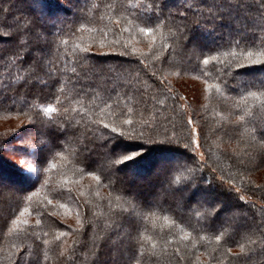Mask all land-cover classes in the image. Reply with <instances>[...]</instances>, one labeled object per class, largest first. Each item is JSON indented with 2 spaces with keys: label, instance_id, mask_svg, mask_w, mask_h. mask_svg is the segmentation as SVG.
Wrapping results in <instances>:
<instances>
[{
  "label": "trees",
  "instance_id": "16d2710c",
  "mask_svg": "<svg viewBox=\"0 0 264 264\" xmlns=\"http://www.w3.org/2000/svg\"><path fill=\"white\" fill-rule=\"evenodd\" d=\"M171 1L180 4L168 5L169 11L177 17L174 23L180 24L183 21L178 17V13L184 10L186 0H167ZM192 1L187 0V4L205 14L208 11L205 4L214 3V0H205V3L200 4L191 3ZM219 2L220 0H215L216 4ZM151 3L152 0H0V7L5 9V12L0 14V21L7 18V23L22 28L31 25L35 33L47 37V45L41 42V46H44L46 51L50 49L52 69L60 76L59 87L64 89L61 93L59 87L53 90L45 86L47 77L38 82L34 81V87H21L26 73L18 60L6 55L12 45L7 41L0 42V50H3L0 51V55L4 56V59L0 60V119L15 116L21 120L25 119L26 123L14 129L0 130V173L18 185L12 192L3 189V195H0V264H13L21 249L26 245L33 246V241L26 239L28 234L36 238L35 243L40 246L43 264L65 262L89 264L93 259L92 240L101 244L100 262L109 260L111 264H123L127 259V253L121 250L119 237L113 236L117 244L111 247L104 245L101 237L111 225L113 213H119L135 203L128 195L129 190L132 196L145 202L140 194L146 191V182L152 180L160 187L158 172L164 166L167 170L165 179L173 182L172 184L169 182L170 193H176L179 197L180 193H183L186 201L191 202V208L178 205L165 191L159 195L160 202L146 201L156 203L158 207L150 211L145 208L142 219L137 218L139 233L133 235L137 236L140 244L135 250V255L142 264L152 253L156 254L152 258L156 264H237L232 260V256L239 252L241 247L251 257L247 264H264V237H261L259 232L250 234L241 229L238 235L225 243L231 228L227 231H212L209 227L212 224L211 220L203 216L204 209L199 206L200 202L204 201L216 207L223 205V211L216 220L217 226L225 218H232L233 224L240 225H244L246 219L251 223L253 217L257 223L264 220V196L259 191L251 190L255 185L264 184V179L258 182L255 177L263 168L257 169L249 176L237 167L242 171V174L238 175V170L232 169L231 166L236 167L238 158L247 160L246 154L252 150L251 145L255 143L252 139L253 129L259 122L264 121V107L261 104L264 96L259 100L249 96L247 101H244L241 94L231 88L225 89L221 86L219 91L216 87L208 88V85L221 84L217 69L221 70L220 75H223V70L229 66H233L234 70V65L240 59V49L234 47L228 49L224 46L227 37L223 32L231 30V24L220 26L215 31L212 30L211 24H202L194 28L199 16L189 11L187 13L189 29H194L195 36L199 35L202 40L206 38L212 41L205 46L199 43L204 49V55L197 52L192 65L188 66L180 56H177L180 33L175 32L172 24L165 26L162 23L159 27L149 25L155 27L153 36H145L139 32L140 27L145 26L147 16L152 15L147 9V5ZM108 4H112L115 11L106 7ZM244 4L247 7L230 8L227 11L249 36L254 33L257 37L256 46L248 50L264 51V47L260 46V40H264L262 30L264 6L261 0H244ZM9 8L10 12L7 11ZM167 14L166 12L165 15ZM116 20L120 21L118 25L115 23ZM4 31L5 29L0 28V33ZM105 32L106 36L103 35ZM153 37L155 43L150 51L149 45ZM101 40L106 47H99ZM64 41H67V44ZM88 46H91L89 62L97 65V68L94 72L88 73L87 81L82 80L81 83L93 86L89 89L93 93L92 98L84 95L75 96L73 92V84L77 78L72 69L76 68L78 73L82 72L78 60L84 55L81 49ZM217 47L219 51H211ZM133 48L137 49L134 55L131 54ZM126 50L128 55H120ZM230 52H236L237 55H230ZM169 54L180 65L179 67H169L163 62V58ZM209 55L218 59L210 61V64L205 66L202 60ZM184 68L189 70H183ZM126 69L134 70L133 74L129 76L124 71ZM154 72L156 75L153 77ZM169 72L187 75L200 81L206 93L204 105L195 109L180 90L167 79L166 74ZM246 79H248L246 76L238 77L240 81ZM164 83L170 85V91L163 87ZM48 84H51V81H48ZM156 85L160 87L157 88ZM137 89L143 93L142 99L147 106L143 117L140 112L144 105L138 102L141 97L136 92ZM125 92L128 94L125 95ZM48 106L55 107L58 111L45 115L43 109ZM174 106L176 114L172 112ZM65 108L68 110L66 113L63 112ZM37 113L40 114V119L45 121L61 123L70 119L73 124L79 122L82 129L88 126L102 131L106 130L102 129V124L99 123L101 120L105 123L119 124L122 119L130 118L134 121L137 132L142 130L143 120L147 122L148 127L156 126L153 133L156 140L164 139L162 136L165 133L172 135L175 131L182 144L187 142L185 138L191 129V125L184 126L186 124L184 118L191 115L197 122V129H202L199 142L204 155L203 159H199L195 154V160L204 161L206 166H201L200 170L193 168L192 171H187L181 168L174 171L178 163L173 164L170 161L178 156L183 159L181 163L192 168L194 161L190 158L193 156L191 151L186 152L182 147L175 145L151 142L148 144L117 142L112 146L115 151L130 152L141 149L143 151L134 161L121 166L122 170H128L126 177L129 176L132 181H140V184H135L139 193L133 189L132 181L119 173H116L111 181L105 179L100 167L95 169L96 174L101 175L99 183L94 181L95 184L91 188L85 186L77 188L80 180L91 175L83 163H77L75 156L77 145L68 143L64 145L62 157L57 156L55 160L49 161V165L46 166L49 167V171L39 182L24 180L22 179L25 175L24 169L12 162L13 157L21 155L27 160V167L36 166L34 157L26 154L25 148L30 152L32 146L38 145L42 139L34 135L35 127L39 125L33 126L30 123V119ZM240 116H244V120L240 121ZM165 117L172 118L175 129L172 123L165 121ZM259 139L257 136L256 140ZM121 147L126 149L119 150ZM95 151L97 155H94L93 159L98 160L99 165L103 164L105 149L97 148ZM53 163L55 167L51 168L50 165ZM44 179H47V184H44ZM188 180L194 181L191 189L176 191ZM221 180L224 181L222 187ZM209 182H212L211 186ZM229 185L233 186L231 192L227 191ZM100 188L104 193L99 191ZM235 188H240V193H236ZM69 189L77 203L67 198ZM57 193H63L64 198ZM26 195L32 196L31 201L22 198ZM238 195L244 197L243 201H237ZM47 199H51L52 204L57 207L48 205ZM61 203L68 205L67 212L58 207ZM25 207L29 208V213L20 219L27 220V224L20 223L13 228L11 220L19 217V212ZM77 211L81 213L83 228L81 224L75 226L61 220L63 213H71L77 218ZM52 212L56 215H50ZM242 213L246 214V217ZM89 219L94 220L95 229L88 223ZM9 229L13 230L9 232ZM128 231L130 229L125 224L124 232ZM61 232L68 235L60 236ZM185 236L188 238L185 239ZM57 237L60 239L57 240ZM44 240L48 243L44 244ZM85 241L88 242L87 247H84ZM177 248L182 255H187L186 260L178 261L177 257L171 255ZM73 249L76 250L75 256L72 255ZM228 249H231V252ZM61 250H65V256L57 259ZM121 254H124V257Z\"/></svg>",
  "mask_w": 264,
  "mask_h": 264
},
{
  "label": "snow or ice",
  "instance_id": "6c2138e0",
  "mask_svg": "<svg viewBox=\"0 0 264 264\" xmlns=\"http://www.w3.org/2000/svg\"><path fill=\"white\" fill-rule=\"evenodd\" d=\"M201 3H205V0H200ZM262 6H264V0H261ZM99 7V6H97ZM106 7L115 8L112 4L106 5ZM143 7V6H142ZM205 7L208 9L207 14L204 12H200L198 9H193L191 4H187L183 11L178 13V17L183 21L180 24H175L174 21L177 17L173 16L172 13L168 9L167 0H152V3L147 5V9L152 15L147 16L145 20V26L140 27L139 32L145 36H153L155 27H159L162 23L167 26L168 24H172V27L175 28V32L180 33V40L178 43L179 51L177 52V56H180L182 60L185 61L186 65L191 66L193 58L195 54L199 52L202 56L204 55V49L202 46L198 44L195 40V32L194 29H189L188 27V17L187 13L192 11L194 15H198L199 18L194 23V28L200 27L202 24L212 25V30L215 31L218 27L231 24L232 28L228 32V37L225 41V45L228 49H232L233 47L236 49H240L239 56L240 59L233 66H229L228 68L223 70V75H220L221 70L217 69V75L220 76L221 84L220 85H208V88L216 87L217 90H220L222 86L225 89L231 88L233 91H237L241 94V98L244 101H247L248 97H252L254 99L259 100L262 96H264V51L253 52L248 50L250 47L256 46L257 37L253 33L252 36H249L243 29L242 26L231 17L230 13L227 9L230 8H240L243 9L247 7L244 4V0H220L219 4L214 3L212 5L205 4ZM224 9V10H222ZM259 11V9H257ZM8 12L11 11L9 8ZM5 9L0 7V14H3ZM168 13L165 15V13ZM264 16V13H262ZM102 19V17H100ZM115 23L118 25L120 23L119 20H116ZM154 25V26H149ZM0 28L5 29L3 33H0V42L7 41L12 45V47L7 51L6 55L11 58H15L20 62L21 68L25 71L26 75L24 77V83L21 87L30 86L34 87V81L38 82L43 77H47L45 81V86L50 87L55 90L60 85V76L53 71L52 64L53 61L50 58V49L48 51L45 50L44 46H41V42L46 46L47 45V37L43 34L35 33L34 28L29 25L25 27H20L19 25H11L7 23V18L4 21H0ZM82 30V29H81ZM128 29H123V31H127ZM262 30H264V26H262ZM171 31V28H170ZM74 34V31H73ZM104 36L107 33H103ZM67 44V41H64ZM115 43V41H113ZM155 43V38L151 44L149 45L150 51L152 45ZM260 46L264 47V40H260ZM90 47H83L81 51L84 53L81 57H79L78 63L82 70L81 73H78L76 68L72 69V72L76 75V83L73 84V92L75 96H88L92 98L93 93L89 91L93 86L88 83H81V81H87L88 73L94 72L97 68V65L90 64V56L89 51ZM100 48L106 47L103 40H101ZM3 51V50H0ZM99 51V49L97 50ZM211 51H219V47L212 49ZM137 52V49L133 48L131 54L134 55ZM127 50L125 52H121L120 55H128ZM230 55L236 56V52H230ZM143 55V53H141ZM159 59V57H157ZM4 59V56L0 55V60ZM218 59L213 56H205L202 60V64L208 66L210 61ZM163 62L168 64L169 67H179L176 61L169 56L163 58ZM199 67V65H196ZM215 67V65H213ZM183 70H189L188 68H184ZM194 70V69H192ZM246 70V71H241ZM129 76L133 74L132 69L124 70ZM259 73V75L257 74ZM179 74V73H178ZM138 75V73H137ZM153 77L156 75L154 72ZM246 76L248 79L244 81L238 80V77ZM48 81H51V84H48ZM79 85V87H77ZM157 88L160 85H156ZM163 87L167 90H171L169 84L164 83ZM255 89V91H253ZM114 90V89H113ZM64 89L59 87V92L63 93ZM139 93L141 99L138 101L140 104L144 105L143 110L140 112L141 117H143L144 112L147 111L146 102L143 101L142 96L143 93L140 92L139 89L136 90ZM247 93V95H243V93ZM128 93L125 92V95ZM58 99V98H57ZM111 99V97H109ZM59 102V101H58ZM105 103H107L105 101ZM262 107H264V101H261ZM63 108V105H61ZM58 111L57 108L48 106L43 109L45 115H49L52 113H56ZM68 110L65 108L63 112L66 113ZM172 112L176 114L177 110L175 106L172 108ZM186 120V124L184 126L193 125L194 119L191 115L184 118ZM239 120H244V116H240ZM165 121L173 124V129H175V122L171 117H165ZM30 123L35 126L34 135L41 137L38 145H33L32 150L29 152L27 148H25L26 154L32 155L34 157V164L36 165L34 168L24 169L23 165L26 163L25 160H19L18 163L21 168L25 170V175L22 177L24 180H36L40 181L42 176H45L49 171L50 160H55L57 156L63 155V148L65 144L75 143L77 145L75 156L77 159V163H83L87 169L90 170V175L92 180L99 183L101 181V175L96 174V166L98 165V160L93 159L94 155H97L96 149L103 148L105 152L103 153L104 163L100 164L101 174H104L105 179L112 180V177L116 175V173L122 172V165H125L129 161H134L137 157L142 155V149L140 151H115L113 149V145L117 142H133L139 144H162V145H175L177 147H182L186 152L191 151L193 156L190 157L193 159L194 163L192 168H188L184 163H178L177 167L174 171H179L181 168L192 171V169L200 170L201 166H206L204 161H196L195 153L196 150L201 147L199 142V136L202 133V129L198 130L195 127H192L189 131V135L185 138L187 142L183 143L180 139L177 138L175 131H173L172 135H168L165 133L164 139L156 140L153 136V133L156 131V126L148 127L147 122L142 120V130L137 132L134 127V121L130 118H124L120 121L119 124L105 123L102 120L99 122L102 124V129L106 131H102L99 129H94L88 126H84L83 129L79 126V122L73 124L71 120L63 121L61 123H56L54 121L42 120L40 119V114L37 113L35 117L30 119ZM238 123V121H237ZM193 136H196L197 139H192ZM259 136L260 139L256 140V137ZM252 139L255 141L254 144L251 145L252 150L248 152L247 160L238 158L236 160L235 166L242 169L249 176L259 168H264V121L259 122L253 129ZM111 145V147H109ZM195 145V148H193ZM200 156H203L204 153L200 152ZM51 168L55 167V164L50 165ZM83 172V169L81 170ZM44 184H47V179H44ZM194 181L188 180L185 182L181 188H177L176 191H187L193 187ZM210 186L212 182H209ZM224 181H220V186L222 187ZM43 186V185H42ZM3 184H0V195H3ZM35 188V185L33 186ZM233 190V186L229 185L227 191L231 192ZM256 192L259 191L262 196H264V184L255 185L254 188L251 189ZM236 193H240V188H235ZM58 196L64 198L63 193H57ZM128 195L131 200L135 201V203L130 208L122 209L119 213H113L112 223L109 226L108 230L105 231V234L101 237L104 245L107 246H116L117 242L113 240V236L119 237V246L121 250L127 253L126 261H123V264H142L141 260L138 259L135 255V250L139 246L140 241L136 235L133 233H139V223L138 217L142 219L143 210L147 208L149 211L155 207H158L156 203H148L141 202L137 197L131 195V190H129ZM28 201H31L32 196L26 195L22 197ZM72 200L73 203H77L75 197L71 196V189L68 190V197ZM237 201H243L244 197L238 195L236 197ZM219 203V202H217ZM47 204L52 205L53 207H57V205L52 204L51 199H47ZM200 208L204 209L203 216L206 219L211 220L212 224L209 225L212 231H227L228 228H231V232L228 233L227 239H233L236 235L240 233V230L243 229L246 233H255L259 232L261 237H264V220L257 223L255 217L252 218V222L248 223L247 219L244 225L233 224L232 218H225L223 221L219 223L217 226L216 220L219 216L220 212L223 211V205L220 207H216L213 204H209L207 201L200 202ZM59 208L65 209L68 211V205L61 203L58 205ZM185 208H191V202H186L184 205ZM29 213V208L25 207L23 211L19 212V217L16 219H12L11 223L13 228L18 226L20 223L27 224V220H21V217H24ZM50 215L55 216L56 213L52 212ZM246 217V214L242 213ZM81 213L77 211V223L81 224L83 228L84 225L81 223ZM39 223V221H37ZM88 223L92 225L95 229L96 225L94 220L89 219ZM127 224V227L130 229L128 232H124V226ZM13 229H9L11 232ZM47 235V233H45ZM68 233L61 232L60 236H67ZM185 239L188 237L185 236ZM26 239H31L33 241V246H25L24 249L17 254V258L13 261V264H43V260L41 258L40 246L35 243L36 238L31 234L26 236ZM60 237H57L59 240ZM219 240V237H217ZM48 241L44 240V244H47ZM92 245V257L93 259L89 261V264H101L100 262V249L101 244L97 243L95 240L91 241ZM88 246V242H84V247ZM155 248V245H153ZM231 252V249H228ZM250 252L252 250H249ZM72 255H76V250L73 249ZM172 256L177 257L178 261L186 260L187 255H182L179 248H177L172 254ZM65 256V250H61L58 253L57 259H61ZM156 254L152 253L143 264H149L151 261L152 264H156V261H153L152 258L155 257ZM250 255L244 252L243 247L237 253L232 256V260L236 261L237 264H247L250 259ZM66 264V262H65Z\"/></svg>",
  "mask_w": 264,
  "mask_h": 264
},
{
  "label": "rangeland",
  "instance_id": "374dc122",
  "mask_svg": "<svg viewBox=\"0 0 264 264\" xmlns=\"http://www.w3.org/2000/svg\"><path fill=\"white\" fill-rule=\"evenodd\" d=\"M201 3L200 0H193L191 3ZM168 5H173L175 4L176 2H167ZM177 5H180L179 3H176L174 6H177ZM48 26H50V24L48 23ZM230 30H225L223 32V34L228 37V32ZM195 40L198 42V44H202V46H205V45H208L209 43H211L212 40H208V39H201L198 36H195L194 37ZM215 42V41H214ZM199 44V45H200ZM166 77L167 79L173 83L179 90L180 92L184 95L183 97L186 98V100L188 102H190L193 107L195 109H197L198 107L204 105L205 103V100H206V93H205V88L203 87V85L201 84L200 81H198L196 78H193V77H190V76H187V75H182V74H177L175 72H169L166 74ZM26 124L25 123V119L24 120H21L20 118H17L15 116H11V117H6V118H3V119H0V130H3V129H14V128H17V127H20L22 125ZM197 122L194 121V124L191 125V128L192 127H195L197 128ZM20 135V134H19ZM165 136V135H164ZM162 136V137H164ZM193 139H197L196 136H193ZM194 148H195V145H193ZM119 150H125L126 147H121V148H118ZM202 152L199 149L196 150V155L199 159H203V156H200L199 153ZM18 154V153H17ZM4 155V154H3ZM13 164L16 165L17 167H20L18 161L19 160H25L26 163L23 165L24 169H30L31 167H27V160L24 159L21 155L20 156H16V157H13ZM179 158V159H178ZM178 158H174L172 159L170 162L173 163V164H176V163H181V159L180 156H178ZM163 162V161H162ZM162 164L165 165V163L163 162ZM161 164V165H162ZM232 166V169H237V167L234 168L233 165ZM96 167H100V165L98 164ZM21 168V167H20ZM238 170V169H237ZM25 171V170H24ZM157 172V171H156ZM167 170H166V167L164 166V168H160V171L158 172V178H159V181H160V187H157L155 183H153V181H147L146 184H145V189L146 191H143L140 195L141 197H144V199L146 201H149V202H160L161 200V196H159L163 191H165V193H167L169 195V198L176 201L178 203V205H185V203L187 202L184 196L183 193H180V197L178 195H176V193H170L168 187H169V184L173 183L172 181H167L165 179V176L167 175ZM119 174H121L122 176L126 177L125 174L128 175V170L125 171V169L122 170V172H119ZM237 174L240 175L242 174V171L238 170L237 171ZM151 175V174H150ZM255 177L257 179L258 182H262L263 179H264V168L259 170L256 174H255ZM127 180H131L132 179L127 176L126 177ZM170 182V183H169ZM131 183H133V189L139 193L138 189L136 188L135 184L136 183H139L140 184V181H132ZM0 184H3V189L7 190L8 192L9 191H14L16 188H18V185L15 181H11L9 180L8 178L4 177L1 175L0 173ZM95 184L94 180H92L91 176H87V177H84L83 180H80L79 183H78V186L77 188H81V187H86V188H91L93 187V185ZM101 190L102 193H104V190L103 189H99V191ZM4 191V190H3ZM82 197V196H81ZM165 199V198H164ZM61 220L65 221L66 223H70V224H73L75 226L78 225L77 223V218L71 214V213H63V215L61 216ZM122 255V254H121ZM124 257V254L122 255ZM101 264H111L110 261H106V260H103L101 262Z\"/></svg>",
  "mask_w": 264,
  "mask_h": 264
}]
</instances>
